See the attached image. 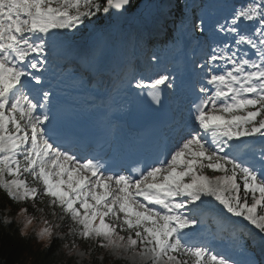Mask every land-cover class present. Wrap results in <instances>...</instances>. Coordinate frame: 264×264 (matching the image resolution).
<instances>
[{
  "label": "snow or ice",
  "instance_id": "6c2138e0",
  "mask_svg": "<svg viewBox=\"0 0 264 264\" xmlns=\"http://www.w3.org/2000/svg\"><path fill=\"white\" fill-rule=\"evenodd\" d=\"M132 4L0 0V192L39 212L46 203L55 223L41 217L39 240L67 236L64 248L73 252L80 238L109 257L120 252L124 264H264V0L225 4L211 16L173 0L180 18L172 43L191 37L200 54L192 97L168 126L170 143L162 138L122 163L82 148L81 131L55 102L52 77L70 73L73 59L99 73L98 50L81 54L73 38L90 27L111 30V18ZM129 83L154 111L165 90L178 87L167 70ZM20 212L23 236L35 217ZM65 221L68 231H57ZM209 237L227 240L232 251L214 250Z\"/></svg>",
  "mask_w": 264,
  "mask_h": 264
},
{
  "label": "trees",
  "instance_id": "16d2710c",
  "mask_svg": "<svg viewBox=\"0 0 264 264\" xmlns=\"http://www.w3.org/2000/svg\"><path fill=\"white\" fill-rule=\"evenodd\" d=\"M46 207L45 204H42ZM10 207L13 214H17L20 210V205L15 204L9 200L3 192H0V212L5 207ZM28 210L32 211L30 206H27ZM50 212V210H48ZM3 219L0 216V264H77L74 257L68 255L65 252L64 241L55 238L51 240L48 245H44L38 241L33 235L24 234L21 235V228L18 223L10 222L7 226L3 225ZM66 221L61 222V228L66 229ZM76 243L80 245L77 241ZM83 248L90 247L89 242H81ZM100 251H93L91 257V264H98L96 254ZM105 256L103 264H121L120 262L113 260L109 256ZM85 264H89L87 261Z\"/></svg>",
  "mask_w": 264,
  "mask_h": 264
},
{
  "label": "rangeland",
  "instance_id": "374dc122",
  "mask_svg": "<svg viewBox=\"0 0 264 264\" xmlns=\"http://www.w3.org/2000/svg\"><path fill=\"white\" fill-rule=\"evenodd\" d=\"M139 1V0H138ZM219 2H220V4H219V8H221V6H223V2H222V0H219ZM246 2H247V0H246ZM126 18L125 19H123V20H119V18H118V22L119 23H124V22H126L128 19H129V17H130V14L129 13H127L126 14ZM127 30V29H126ZM126 30L124 29H121L120 30V32L118 33V38H119V41H118V46L115 48V50L116 49H118L119 50V52H120V54L122 55L123 53H122V51H124L125 53L126 52H128V47L129 48H131V49H133L134 47H135V45H134V41L135 40H132L133 39V35H132V30H129L127 33H126ZM112 32H113V29H111V30H109L108 31V36H110L111 34H112ZM92 33V32H91ZM90 33V34H91ZM89 34V36L91 37V35ZM79 34L77 33L76 35H75V37L76 36H78ZM93 46V45H92ZM114 49V48H113ZM100 51V50H99ZM100 53L101 54H103V55H107L108 53H110V51H109V48H108V46L106 45V50L104 51V52H101L100 51ZM109 62V61H108ZM21 214V216L19 217V216H17V220H18V222L19 223H23L24 222V219H25V216H23L22 214L23 213H20ZM25 215V214H24ZM41 217H44V218H47L48 219V217H45V216H43V215H41L40 216V218ZM50 218V217H49ZM36 222H39L38 220H36V219H34V221H33V224H36ZM44 225H43V223L41 222L40 223V228H42ZM40 228H38V229H40ZM34 230V234L35 235H37V233H36V230L32 227V226H30L28 229H27V231L25 232V233H30V232H32ZM105 251V250H104ZM90 252V251H89ZM106 255V254H105ZM77 258H78V260L79 261H81V258L80 257H78V256H76ZM91 257H92V254H91ZM113 259V258H112ZM84 260H88L87 258H84L83 259V261ZM114 260V259H113ZM122 264H124V263H122Z\"/></svg>",
  "mask_w": 264,
  "mask_h": 264
},
{
  "label": "clouds",
  "instance_id": "9594fccd",
  "mask_svg": "<svg viewBox=\"0 0 264 264\" xmlns=\"http://www.w3.org/2000/svg\"><path fill=\"white\" fill-rule=\"evenodd\" d=\"M104 250L108 254L109 249L106 248ZM66 251H67L68 255H70V256H78V257H80L81 258V264H82V261H83L84 258H87L88 261H89V264H91V252L82 251L80 249V247H78V246H77V248H76V250L74 252L72 251L71 248L66 249ZM112 252H113V257L114 258H118L121 255L120 252H116L115 250H112ZM99 259L101 261V264H103V259H104L103 255L99 256Z\"/></svg>",
  "mask_w": 264,
  "mask_h": 264
},
{
  "label": "bare ground",
  "instance_id": "6f19581e",
  "mask_svg": "<svg viewBox=\"0 0 264 264\" xmlns=\"http://www.w3.org/2000/svg\"><path fill=\"white\" fill-rule=\"evenodd\" d=\"M126 14H127V13H126ZM126 17H127L126 15L123 16V17H119V20H123V19H125ZM90 35H91V36H97L98 34L94 31V32H92ZM76 44H77V42H76ZM86 46H87V47H85V50H83L82 47H79L80 50H81V54L88 53V52L92 51L93 46L91 47V44L88 43ZM181 66H183V65H181ZM183 67H184V66H183ZM152 76H153V74L151 75V77H152Z\"/></svg>",
  "mask_w": 264,
  "mask_h": 264
}]
</instances>
